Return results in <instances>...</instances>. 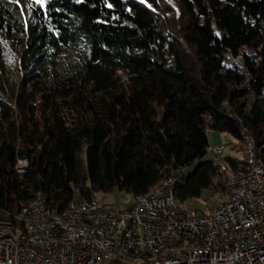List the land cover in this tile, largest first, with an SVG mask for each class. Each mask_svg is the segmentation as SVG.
Segmentation results:
<instances>
[{
  "label": "trees",
  "instance_id": "1",
  "mask_svg": "<svg viewBox=\"0 0 264 264\" xmlns=\"http://www.w3.org/2000/svg\"><path fill=\"white\" fill-rule=\"evenodd\" d=\"M244 128L264 167V0H0V213L39 192L59 212L135 198L173 173L178 203L227 198L217 163L179 173L208 129L245 149Z\"/></svg>",
  "mask_w": 264,
  "mask_h": 264
},
{
  "label": "built area",
  "instance_id": "2",
  "mask_svg": "<svg viewBox=\"0 0 264 264\" xmlns=\"http://www.w3.org/2000/svg\"><path fill=\"white\" fill-rule=\"evenodd\" d=\"M228 54V65L240 67L241 59ZM249 51L245 48V55ZM212 155L223 152V145L208 147ZM22 166L21 174L27 167ZM220 166L224 164L217 163ZM159 192L139 198L138 207L81 204L67 213V220L53 219L41 208V200L24 204V212L14 218L24 223V232L6 230L0 220V264H111L112 257L160 251L174 245V239L202 238L203 244H222L226 253L187 255L165 264H264V173L255 164L248 178L232 179L236 196L229 205H216L214 218H205L200 210L185 212L173 206L168 185ZM225 186V185H224ZM86 209V216H79ZM86 250L97 251L87 258Z\"/></svg>",
  "mask_w": 264,
  "mask_h": 264
},
{
  "label": "bare ground",
  "instance_id": "3",
  "mask_svg": "<svg viewBox=\"0 0 264 264\" xmlns=\"http://www.w3.org/2000/svg\"><path fill=\"white\" fill-rule=\"evenodd\" d=\"M242 57H244V54L233 56V59H241ZM249 134L250 133H247L246 128H244L241 131V135L246 145L245 146L246 155H247L246 165H243L241 162L239 163L237 162V166L234 171L231 170L227 165L220 166V173L222 175V179L226 187H232V179L248 178V176L253 175L255 173V164L258 167V169H260L264 173V167L260 164V162L258 161L259 159H257L256 157L257 152L255 151L254 141ZM214 155L216 157H220L221 153H216ZM171 179L172 176L166 177L158 185L149 189L146 193L136 196L134 198L133 205L129 207H138L139 198L137 197H146L148 194H150V192H159V190L164 186V184L167 181H171ZM177 180H178V176L175 174L174 184L168 185V195L172 200L173 206L178 210H182L174 194ZM235 196H236V189H228L227 200L219 203V205H229L232 201V198H234ZM40 198H42L41 200L42 210L48 212L50 214V217L53 219L67 220V213H70L76 207L75 205L70 209H68L67 211L59 212L47 206L46 199L40 192L36 193L31 199L26 201L24 204L34 203L36 202V200H39ZM93 200H97L98 202H100L96 198L82 199L77 201H81V204H93ZM100 203L102 204V202ZM24 204L19 209V211L14 214L0 213V220L4 221V223L6 224V230L24 232V223L13 217L19 212H24ZM200 215L204 216L205 218H214V210L208 214L200 210ZM79 216H86V209H79ZM203 252H205L208 255L224 254L226 253V246L222 244L202 245V238H197L196 236L180 237L174 239V245H170L160 251L146 252V255L134 254L132 257L125 258L123 260V264H165L176 257H184L187 255H202ZM86 257L97 258V251L86 250ZM111 264H122V258L112 257Z\"/></svg>",
  "mask_w": 264,
  "mask_h": 264
},
{
  "label": "rangeland",
  "instance_id": "4",
  "mask_svg": "<svg viewBox=\"0 0 264 264\" xmlns=\"http://www.w3.org/2000/svg\"><path fill=\"white\" fill-rule=\"evenodd\" d=\"M6 41L11 53L13 55H17L16 52L20 49L21 46L18 45L15 41H11V40H6ZM68 57H69L68 54H62L61 62L64 64L65 62L69 61L70 58ZM15 80L16 78H12V80L9 79L8 82L10 83L11 81H15ZM207 138H208L209 147H214L216 145H223V152L221 153L220 157H216L215 155H212V153L208 148L206 154L202 158L195 160L190 165L185 166L180 170L179 173L180 179H183L188 175H190L194 171L196 166L204 161H213L214 163H220L225 165L226 158H231L236 161L243 160L245 149L243 148V143L239 142L236 138L232 137L227 133L218 132L211 129L207 130ZM23 164L24 163H22V161L19 160V162H17V167L22 166ZM226 191L228 194V189ZM96 198L104 205H112L116 207L132 206L134 201V197H132V195L124 191H119L117 188H113L112 191L108 193L98 194ZM226 200H227L226 194L225 197H220L219 194H213L209 189H204L199 197L188 199L182 203H179V206L185 212H193L195 210H201L202 212L208 214L211 211H213L212 209H214L216 205H219V203L224 202Z\"/></svg>",
  "mask_w": 264,
  "mask_h": 264
},
{
  "label": "snow or ice",
  "instance_id": "5",
  "mask_svg": "<svg viewBox=\"0 0 264 264\" xmlns=\"http://www.w3.org/2000/svg\"><path fill=\"white\" fill-rule=\"evenodd\" d=\"M12 2H16V0H12ZM22 3H28V0H21ZM37 2H44V0H37ZM31 4H28V7H31Z\"/></svg>",
  "mask_w": 264,
  "mask_h": 264
}]
</instances>
